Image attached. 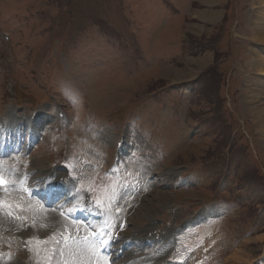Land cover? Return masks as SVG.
<instances>
[{"label":"rangeland","instance_id":"obj_1","mask_svg":"<svg viewBox=\"0 0 264 264\" xmlns=\"http://www.w3.org/2000/svg\"><path fill=\"white\" fill-rule=\"evenodd\" d=\"M0 32L12 38L0 37V128L8 107L30 122L38 173L69 174L118 221L123 243L170 232L179 238L162 247L166 259L264 261V210H252L264 209V0H0ZM207 73L217 82L201 90ZM17 200L28 221L0 209V248L16 264L90 261L60 249L62 223L78 224ZM32 212L43 222L30 232ZM205 241L210 253L194 262Z\"/></svg>","mask_w":264,"mask_h":264},{"label":"bare ground","instance_id":"obj_2","mask_svg":"<svg viewBox=\"0 0 264 264\" xmlns=\"http://www.w3.org/2000/svg\"><path fill=\"white\" fill-rule=\"evenodd\" d=\"M258 41H259V39H258ZM262 41V40H261ZM261 62H263V64H261ZM255 64H256V66L258 67V68H260L261 69V72H263L264 71V59H262V60H259L258 62H255ZM264 75V74H263ZM258 95H259V93H257ZM258 95H256V97L258 98L259 96ZM261 95H262V92H260V97H261ZM259 97V98H260ZM262 114V113H261ZM263 115V114H262ZM262 122V121H261ZM264 123V122H263ZM19 124H21V123H19L18 121H12L11 119H10V124H9V126H11V128L10 129H13V127L12 126H18ZM263 128V127H262ZM264 133V132H263ZM5 134H9L8 133V131L7 132H5ZM39 175H41L40 177H49V180L50 179H52L53 177L51 176V174H47V175H44V174H42V173H39L38 174V176H35L33 179H32V181L30 182V184H29V187L30 188H35L37 185H38V178L37 177H39ZM53 181H56L55 179L53 180ZM52 181L50 180V181H48L47 182V188L49 187V183H51ZM56 182H58V180L56 181ZM56 182H53V187H55L56 186ZM62 183V182H61ZM62 185H63V183H62ZM60 188H62L61 187V184H60ZM64 188V187H63ZM62 188V189H63ZM72 199V198H71ZM45 212H48V211H45ZM49 214H55L53 211H50L49 212ZM56 216H57V214H55ZM136 216V215H135ZM58 217V216H57ZM129 220V219H128ZM127 243V242H126ZM130 243H131V241H130ZM122 245V244H121ZM121 245L116 249L117 251L119 250V249H121L122 247H121ZM116 247V246H115ZM73 248V247H72ZM77 251V250H76ZM235 256V255H234ZM3 258V257H2ZM1 258V259H2ZM98 258V257H97ZM232 258H234V260H239V261H241L242 260V258H241V256L240 255H236L235 257H232ZM233 260V259H232ZM248 260V259H247ZM117 262V261H116ZM238 262V261H237ZM116 264H122L121 262H118V263H116ZM154 264V263H153Z\"/></svg>","mask_w":264,"mask_h":264},{"label":"snow or ice","instance_id":"obj_3","mask_svg":"<svg viewBox=\"0 0 264 264\" xmlns=\"http://www.w3.org/2000/svg\"><path fill=\"white\" fill-rule=\"evenodd\" d=\"M68 99H69V101L71 103H76V100H75L74 97L69 96ZM6 183H7V181L3 178L2 175H0V186L5 185ZM95 202L97 203L98 206H100V201L99 200H97ZM106 235H107V233H104L103 236H101L98 239L97 243L90 244L89 247H88V249H87V252L89 254L93 255V256H97L98 257L99 256V245H105L106 248L107 247H110L111 246V242L106 241L104 239V236H106ZM85 239H87V238H85ZM104 264H107V260L104 261Z\"/></svg>","mask_w":264,"mask_h":264}]
</instances>
